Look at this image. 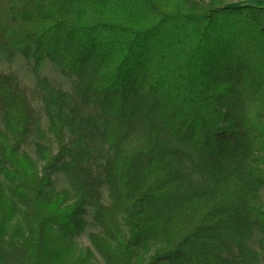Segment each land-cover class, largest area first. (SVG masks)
I'll return each instance as SVG.
<instances>
[{
	"label": "trees",
	"instance_id": "trees-1",
	"mask_svg": "<svg viewBox=\"0 0 264 264\" xmlns=\"http://www.w3.org/2000/svg\"><path fill=\"white\" fill-rule=\"evenodd\" d=\"M13 57L32 84L0 74V264H264V10L0 0Z\"/></svg>",
	"mask_w": 264,
	"mask_h": 264
},
{
	"label": "rangeland",
	"instance_id": "rangeland-1",
	"mask_svg": "<svg viewBox=\"0 0 264 264\" xmlns=\"http://www.w3.org/2000/svg\"><path fill=\"white\" fill-rule=\"evenodd\" d=\"M27 65H25L18 57H13L10 61L5 62L0 59V74H11L16 80L20 82L25 88L29 89L32 84V80L27 73ZM37 77L44 79L46 82L50 83L51 86L60 91L66 92L68 88L69 79L59 77L56 72L49 67L47 64L42 63L37 73ZM45 128V123L43 121L40 122V129L43 131ZM23 153L29 159L31 158L30 150L24 149ZM47 189L52 192L57 191H65L67 192V184L65 180L58 174L51 175L48 177ZM101 197H103V193H101ZM103 204L101 200L100 205ZM90 214V210L84 211L83 222L85 224L81 234L73 239V243L80 249H87V243L85 241V236L87 234H94L95 230L91 228L88 222V217ZM257 238L255 234L252 235L251 244L249 246L250 249H253V241ZM91 264H100L97 258L91 253Z\"/></svg>",
	"mask_w": 264,
	"mask_h": 264
},
{
	"label": "crops",
	"instance_id": "crops-1",
	"mask_svg": "<svg viewBox=\"0 0 264 264\" xmlns=\"http://www.w3.org/2000/svg\"><path fill=\"white\" fill-rule=\"evenodd\" d=\"M224 7L229 9L236 7H251L264 10V0H224Z\"/></svg>",
	"mask_w": 264,
	"mask_h": 264
}]
</instances>
